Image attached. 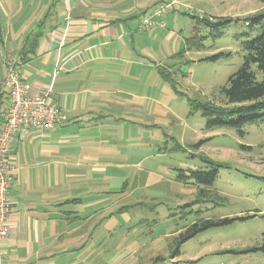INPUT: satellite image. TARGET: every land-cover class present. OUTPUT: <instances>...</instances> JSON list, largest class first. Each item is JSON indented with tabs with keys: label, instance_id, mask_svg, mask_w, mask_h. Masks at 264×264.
<instances>
[{
	"label": "rangeland",
	"instance_id": "obj_1",
	"mask_svg": "<svg viewBox=\"0 0 264 264\" xmlns=\"http://www.w3.org/2000/svg\"><path fill=\"white\" fill-rule=\"evenodd\" d=\"M262 11L258 0H178L163 16L164 27L144 30H156L157 37L135 39L142 53L129 69L132 77L125 71L120 78L122 92L117 88V102H109L102 124L76 135L77 140L85 136L90 157L83 160L75 140L74 152L61 147V154L73 155L77 163L70 179L76 195L86 192L81 199L89 213L85 253L90 264H155L156 256L166 259L157 264H264L263 253L248 251L264 233V117L240 128H208L192 108L193 101H218V88L242 61L243 33L252 37L264 29V19L251 27L243 18ZM210 16L235 20L219 28L198 25L205 47L186 49L197 18ZM4 27L0 13V78L3 61L21 59L18 51L10 55ZM177 52L181 56L175 57ZM218 52L224 54L204 59ZM161 61L176 90L158 73ZM2 99L5 107L7 98ZM203 158L221 166L201 195L194 183L178 181L176 171L210 168ZM254 214L197 233L180 245L178 256L168 258L173 236L185 226Z\"/></svg>",
	"mask_w": 264,
	"mask_h": 264
},
{
	"label": "crops",
	"instance_id": "obj_2",
	"mask_svg": "<svg viewBox=\"0 0 264 264\" xmlns=\"http://www.w3.org/2000/svg\"><path fill=\"white\" fill-rule=\"evenodd\" d=\"M162 1L167 0H0L4 39L12 57L29 32L42 30L36 52L24 59L22 71L37 87L51 85L49 102L68 117L53 128L27 130L13 142L17 171L11 186L4 264H90L85 253L89 213L81 199L86 192L77 196L72 182L65 190L77 163L71 160L73 155L61 154V147L69 153L78 146L83 160L90 157L85 136L77 140L76 135L102 124L104 110L111 111L109 102H117L120 78L142 53L135 39L158 35L156 30L144 31L156 26L144 27L141 19ZM35 6L38 16L32 10ZM5 63L0 78V125L9 104L2 87ZM161 63L156 68L165 67ZM128 75L132 77V70Z\"/></svg>",
	"mask_w": 264,
	"mask_h": 264
},
{
	"label": "trees",
	"instance_id": "obj_3",
	"mask_svg": "<svg viewBox=\"0 0 264 264\" xmlns=\"http://www.w3.org/2000/svg\"><path fill=\"white\" fill-rule=\"evenodd\" d=\"M258 1L264 3V0ZM190 16L195 17L194 15ZM197 19V26L194 27L192 35L185 38L186 49L200 50L205 47L203 43L205 36L200 34L198 25L219 28L235 20L231 17L212 16ZM263 19L264 11L246 16L243 18V21L245 25L254 27L260 24ZM39 26H42V23ZM243 34L245 35V39L241 42V49L243 51L242 61L236 70L228 75L225 83L218 88L217 94L215 95L218 97V101L207 100L205 102H192L193 110L200 111L201 115L206 119V126L208 128L222 125L240 128L247 123L256 122L264 117V29L252 37H250L249 33ZM41 37V29L34 32L31 31L25 36L23 45L19 50L20 57L23 61L29 55L35 54ZM181 54L182 52H177L174 56H181ZM223 54V52H218L204 59L215 60ZM157 70L160 76L169 81L176 90L174 81L165 71V67L158 66ZM203 160L210 164V168L177 169L176 171V179L178 181L194 183L200 188L201 195L213 184L218 175V168L221 166L220 163L207 158H203ZM253 216L255 214L240 218L223 217L202 219L193 222L173 236V249L168 258L173 259L178 256L180 253V245L201 231L231 223L236 219L243 220ZM248 251H259L264 254V233L261 234L260 242L250 247ZM165 260L163 257L156 256L153 263L157 264Z\"/></svg>",
	"mask_w": 264,
	"mask_h": 264
},
{
	"label": "built area",
	"instance_id": "obj_4",
	"mask_svg": "<svg viewBox=\"0 0 264 264\" xmlns=\"http://www.w3.org/2000/svg\"><path fill=\"white\" fill-rule=\"evenodd\" d=\"M178 0L156 4L141 19V25H163L162 18L172 11ZM23 60L10 58L5 63L2 87L9 104L2 113L0 125V264H4V242L9 234L8 218L12 205L11 186L17 167L12 155L13 142L21 139L27 130H42L64 124L65 111L49 102L51 85L37 87L30 83L22 71Z\"/></svg>",
	"mask_w": 264,
	"mask_h": 264
}]
</instances>
